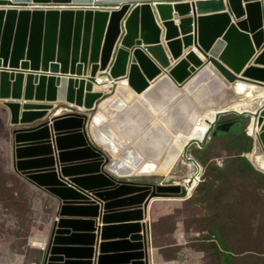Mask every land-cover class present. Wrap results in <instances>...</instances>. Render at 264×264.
<instances>
[{
	"label": "water",
	"instance_id": "95a60500",
	"mask_svg": "<svg viewBox=\"0 0 264 264\" xmlns=\"http://www.w3.org/2000/svg\"><path fill=\"white\" fill-rule=\"evenodd\" d=\"M175 1L0 0V102L13 128L12 166L58 204L47 241L39 238L41 264H94L96 232L114 240L100 243L96 264H155L150 208L191 197L200 165L188 151L201 142L190 141L182 155L198 166L187 184L116 170L124 160L141 162L139 153L150 158L161 146L165 153L200 113L237 102L238 81L264 87V0ZM108 74L119 84L104 94L98 79ZM250 106L254 111L218 109L213 121L198 123L210 122L207 142L254 116L261 129L248 159L264 174V96ZM149 107L164 125H151ZM103 114L116 118L110 123ZM229 114L237 118L222 119ZM116 129L131 141L144 133L111 162ZM101 214L105 226L97 227ZM81 240L85 246L74 244Z\"/></svg>",
	"mask_w": 264,
	"mask_h": 264
},
{
	"label": "rangeland",
	"instance_id": "374dc122",
	"mask_svg": "<svg viewBox=\"0 0 264 264\" xmlns=\"http://www.w3.org/2000/svg\"><path fill=\"white\" fill-rule=\"evenodd\" d=\"M236 118L235 114H229L222 119ZM250 118V115L243 116L241 131L246 134ZM213 135L204 148L200 149L197 143L189 148L200 165L198 184L191 197L154 205L155 258L169 262L181 257L180 264H224L223 255L228 252L230 264H264V177L236 158L243 146L250 147V152L253 150L254 139L249 145L250 142L238 140L239 135L219 138ZM12 145L10 115L0 102V264H32L31 258L37 251L34 247H42L39 243L32 244L33 230L43 232L51 221L49 202L52 201L37 196L33 185L16 176ZM193 169L196 172L195 166ZM188 171L187 167L180 170L175 183L184 184L189 179ZM169 175H151L148 177H155L145 180L164 182ZM207 182L214 187L201 196L205 186L197 187ZM176 236L181 238L179 246H176Z\"/></svg>",
	"mask_w": 264,
	"mask_h": 264
},
{
	"label": "bare ground",
	"instance_id": "6f19581e",
	"mask_svg": "<svg viewBox=\"0 0 264 264\" xmlns=\"http://www.w3.org/2000/svg\"><path fill=\"white\" fill-rule=\"evenodd\" d=\"M129 85V83H128ZM233 87L236 89V92L239 93L240 95V99H238L237 102L229 105L228 107H211L209 109H207L206 111H204V114H199L198 118L196 119V122L194 124V126L191 128V131L189 133H187V135H184L182 133H178L177 135L172 137V140L170 142L167 143V145L165 146L166 152L164 153L163 146H161V149L159 148V153L157 152L156 155H153L152 157L148 158L146 157L143 153L140 154L138 149L136 151V153H139V155L137 156V158H142L141 162L137 163L136 161L133 160H124L120 166V169H117L116 172L119 175L122 176H127V177H135V176H151V175H169L170 172H172L174 166L176 165V163L178 162V160L180 158H182V155L186 149L187 144L192 141V140H197L200 142H204L206 139V134H207V130L210 128V122L207 121H201L202 123L199 124L198 120L199 117L203 118L205 117V119H210L211 121L214 120L217 110L220 109L222 110V108L225 109H233L234 111L237 112H243V111H254L253 109H251V104L252 101L255 100H259L260 97L264 96V87H260V86H255V85H251L247 82L244 81H238L237 83H235L233 85ZM100 90V89H98ZM103 93V89L101 90ZM246 99V100H243ZM208 101V100H207ZM210 101V100H209ZM126 105L129 104L127 102H125ZM204 102H201V104H203ZM232 105L234 108H232ZM242 105V106H241ZM130 106V105H129ZM149 110L152 114V112L154 114H152L154 117V120L152 121V124L155 123H159L162 122V125H164V122L162 120V114H159L156 109H152L149 107ZM61 111H58L57 114H60ZM103 116L107 119H111L113 118L112 116L108 115V114H103ZM108 120V119H107ZM109 121V120H108ZM110 122V121H109ZM113 122V121H112ZM111 123V122H110ZM261 129V125L259 123H257L256 121H254V116L253 119L249 121L248 124V130L250 133L253 134V136L256 135L257 131H259ZM120 131V133H119ZM117 132V137L116 138L119 141H114V144L116 146L115 148V157L117 160V158H121V156H123L124 153L127 152V150L129 149L130 146L132 145H127L128 141L130 138H128L127 136H124L121 132L120 129H116ZM105 137L109 138L106 134ZM115 138V139H116ZM112 139V138H110ZM129 143V142H128ZM152 145L154 147H158L157 144L152 143ZM176 146V149L173 151H170L172 147ZM131 148V147H130ZM138 148V147H137ZM164 149V150H165ZM256 149H254L252 151V153L250 154V157H254V153H255ZM262 165L264 166V161L261 160ZM187 165L190 166H195L196 168L198 167L197 165H195L192 162H187ZM194 174V173H193ZM198 174V173H197ZM193 176V175H191ZM189 177V179L184 181V184H187L188 182H190L192 177ZM195 178V176L193 177ZM193 180V179H192ZM193 185L190 188V194L192 193V191L194 190L195 186L198 184L197 182V178H195V180L192 181ZM172 200V199H169ZM35 239H37V236L35 237ZM39 240H34L33 242H37ZM36 244V243H35ZM44 244V243H43Z\"/></svg>",
	"mask_w": 264,
	"mask_h": 264
},
{
	"label": "crops",
	"instance_id": "0c3cea01",
	"mask_svg": "<svg viewBox=\"0 0 264 264\" xmlns=\"http://www.w3.org/2000/svg\"><path fill=\"white\" fill-rule=\"evenodd\" d=\"M194 0H187L186 2H193ZM197 1V0H196ZM174 4L176 3V1L174 0V2H173ZM154 4V3H153ZM190 15H193V13L192 14H190ZM192 48V46L191 47H189L188 49H186L185 51H188V50H190ZM170 57H171V55H170ZM219 93H221V92H219ZM219 93H217V94H219ZM217 94H215V95H217ZM130 104H127V106H129ZM154 112V111H153ZM152 112V114H154ZM116 117H113V118H111V119H109V118H107L110 122H112L114 119H115ZM144 133V131L142 132V133H140V136L142 135ZM138 138V137H137ZM136 138V139H137ZM129 142V146L130 145H132L133 144V142L134 141H128ZM56 153V152H55ZM188 156L189 157H192V158H194L196 161H197V163L199 164V162H198V160L194 157V155H193V153L190 151V149H189V151H188ZM115 159H116V157H111L110 156V161L111 162H114L115 161ZM186 167L189 169V171H188V178L195 172L194 171V169H193V167H191L190 165H187L183 160H182V158H180L179 160H178V162L176 163V165L174 166V168H173V170H172V172H171V174L169 175V177H165L163 180H164V182H167V180H170L171 182H174L175 183V181H176V178H177V175H179L180 174V170H184V169H186ZM57 172V171H56ZM16 176L19 178V179H22L23 181L25 180L27 183H28V185H31L32 186V184H30L26 179H24L22 176H20V175H18V174H16ZM152 177H154V176H152ZM152 177H147V178H145V179H151ZM59 178H61V177H59ZM128 178H130L131 179V177H128ZM134 178V177H133ZM136 178V177H135ZM160 178V177H159ZM62 179H64V180H67V178H62ZM142 180H143V178H142ZM166 180V181H165ZM176 183H178V182H176ZM34 188L33 189H35L34 191H36L37 192V196H41L42 198H49L52 202L50 203L49 202V204H50V206H49V209H50V211H52V213H53V217H52V219H51V221H48V224H47V226L45 227V229H44V231L43 232H41V230H40V228L39 227H37V228H35V229H39L40 230V232L39 233H36V232H34V230H33V238H32V244L34 245L35 243H39L40 245H42L43 246V242H42V240H40L39 238L40 237H43L44 238V240L45 241H47V238H48V235H49V233H48V231H49V229H50V227H51V224H52V222H53V220L56 218V210H57V206H58V204H57V200L53 197V196H49V193H48V195H46V191H44V190H42V189H40V188H35V186H33ZM88 194V193H87ZM89 195V194H88ZM160 201H164V200H159L158 202H160ZM97 204H99L100 203V201L99 200H97ZM157 204V202H154L153 203V205H152V207L150 208V211H149V216H150V218H151V222H152V240H154V235H155V222H154V220H153V218H154V205H156ZM101 205V204H100ZM102 217H103V215L101 214L97 219H95L96 220V222H97V224H96V226L97 227H103V226H105L103 223H102ZM70 218H74V217H70ZM91 220V219H90ZM45 230H47V232H45ZM65 230H68V231H70V229H65ZM79 233H81V232H79ZM67 234H69V233H67ZM95 235H97L98 234V236H97V238H96V244H95V246H94V249L96 250V253H95V256H94V258H93V261H94V264H96V262H97V259H98V256L100 255V243H103V242H112V241H114V240H106V241H103L102 239H101V237L99 236V233H94ZM37 236V239H35V237ZM65 236V235H64ZM176 246H179L180 244V237L179 236H176ZM34 240H39V241H37V242H33ZM116 240H120V239H116ZM86 241H83V240H81V241H78V242H76V243H74L75 245H77V246H85L86 245ZM153 246H154V241H153ZM174 246V245H173ZM34 248H37V251H35V257H33V258H31V262H32V264H41L42 263V259H43V256H44V250L43 249H41V248H39V247H34ZM154 248H156L155 246H154ZM154 254H155V250H154ZM155 256V255H154ZM170 262H172V263H170ZM182 262V258L181 257H179V258H177L176 260H172V261H169V262H166V261H161L160 260V258H155V261H154V263L155 264H180ZM116 264H120V263H116Z\"/></svg>",
	"mask_w": 264,
	"mask_h": 264
},
{
	"label": "trees",
	"instance_id": "16d2710c",
	"mask_svg": "<svg viewBox=\"0 0 264 264\" xmlns=\"http://www.w3.org/2000/svg\"><path fill=\"white\" fill-rule=\"evenodd\" d=\"M242 123H243V117L241 118V122L240 123H237L236 125H234L232 128H231V130L230 131H220L218 134H215V135H213L214 136V138H219V137H227V136H230V135H239L238 136V140H242V142H244L245 144H247L248 142H250L249 143V145L251 144V142H252V138L253 137H251L250 135H248V134H246L245 132H242L241 131V128H242ZM249 124V123H248ZM248 133H250L249 132V130H248ZM252 136H253V134L252 133H250ZM250 147L249 148H246L245 146H243L238 152H237V157L236 158H239L240 160H242L251 170H253V171H255L256 173H258V174H261L263 177H264V174H262V173H260V172H258V171H256L254 168H253V166L251 165V162L249 161V159H248V156H247V153L248 152H250ZM253 151V150H252ZM251 151V152H252ZM197 152V151H196ZM198 152H202V150H199ZM250 152V153H251ZM249 153V154H250ZM244 154V155H243ZM248 154V155H249ZM198 157V156H197ZM199 158V157H198ZM209 178H211L210 176H209ZM213 183L214 184H216L217 183V181L216 180H213ZM203 186H205V188H204V191L203 192H201L200 193V195L201 196H204V195H206L211 189H213V185H211V183L210 182H207L206 184H203V185H201V186H199L198 185V187H197V189L198 188H200V187H203ZM197 197H198V195H197ZM219 238H220V236H218ZM220 242H221V244L224 246V247H226L225 245H224V243L222 242V240H220ZM155 255H156V251H155ZM223 260H224V264H230V262H231V256H230V254L228 253V252H226V253H224V255H223Z\"/></svg>",
	"mask_w": 264,
	"mask_h": 264
},
{
	"label": "built area",
	"instance_id": "2783aa9c",
	"mask_svg": "<svg viewBox=\"0 0 264 264\" xmlns=\"http://www.w3.org/2000/svg\"><path fill=\"white\" fill-rule=\"evenodd\" d=\"M72 4H61L60 6L56 5V4H45L43 7L48 8V7H87L85 4H73L75 6H69ZM30 7V6H28ZM41 7V6H40ZM122 79V85H128V83L130 82L129 78L127 76H121L120 77ZM100 82V86L102 87L104 94H110L112 92H114L116 90V86L119 84L118 83V78L113 77L111 74H108L105 77H101L100 79H98ZM100 89V90H102ZM205 142V141H204ZM208 141L204 143H200L199 148L202 149L207 145Z\"/></svg>",
	"mask_w": 264,
	"mask_h": 264
},
{
	"label": "clouds",
	"instance_id": "9594fccd",
	"mask_svg": "<svg viewBox=\"0 0 264 264\" xmlns=\"http://www.w3.org/2000/svg\"><path fill=\"white\" fill-rule=\"evenodd\" d=\"M252 136V135H251Z\"/></svg>",
	"mask_w": 264,
	"mask_h": 264
}]
</instances>
